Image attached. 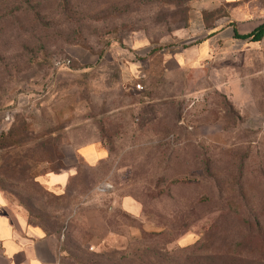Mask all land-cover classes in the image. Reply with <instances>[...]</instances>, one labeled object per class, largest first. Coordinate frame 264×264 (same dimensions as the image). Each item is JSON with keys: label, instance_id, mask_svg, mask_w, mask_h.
Instances as JSON below:
<instances>
[{"label": "rangeland", "instance_id": "1", "mask_svg": "<svg viewBox=\"0 0 264 264\" xmlns=\"http://www.w3.org/2000/svg\"><path fill=\"white\" fill-rule=\"evenodd\" d=\"M262 20L264 0H0V191L59 264H264V31L234 35Z\"/></svg>", "mask_w": 264, "mask_h": 264}, {"label": "crops", "instance_id": "2", "mask_svg": "<svg viewBox=\"0 0 264 264\" xmlns=\"http://www.w3.org/2000/svg\"><path fill=\"white\" fill-rule=\"evenodd\" d=\"M204 52L205 43H199L181 53L184 61H190ZM59 255L55 237L9 207L0 191V264H59Z\"/></svg>", "mask_w": 264, "mask_h": 264}, {"label": "trees", "instance_id": "3", "mask_svg": "<svg viewBox=\"0 0 264 264\" xmlns=\"http://www.w3.org/2000/svg\"><path fill=\"white\" fill-rule=\"evenodd\" d=\"M263 31H264V20L259 22L254 27L248 29L247 31L238 32V31L234 30V35L235 36H249L252 39H256L262 35Z\"/></svg>", "mask_w": 264, "mask_h": 264}, {"label": "built area", "instance_id": "4", "mask_svg": "<svg viewBox=\"0 0 264 264\" xmlns=\"http://www.w3.org/2000/svg\"><path fill=\"white\" fill-rule=\"evenodd\" d=\"M136 86H140V84L138 82L135 83Z\"/></svg>", "mask_w": 264, "mask_h": 264}]
</instances>
